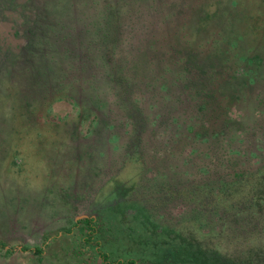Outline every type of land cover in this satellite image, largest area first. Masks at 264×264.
Here are the masks:
<instances>
[{
	"label": "rangeland",
	"instance_id": "rangeland-1",
	"mask_svg": "<svg viewBox=\"0 0 264 264\" xmlns=\"http://www.w3.org/2000/svg\"><path fill=\"white\" fill-rule=\"evenodd\" d=\"M120 19L125 44L159 47L141 55L161 63L141 74L159 109H138L142 89L131 96L95 67L97 27L117 34ZM76 28L94 49L82 74L72 52L57 58ZM195 53L240 109L231 123L208 110L225 133L207 140L171 120L196 113L190 98L176 108L156 91L165 72L182 77L165 60ZM0 242V264H264V0H0Z\"/></svg>",
	"mask_w": 264,
	"mask_h": 264
},
{
	"label": "trees",
	"instance_id": "trees-1",
	"mask_svg": "<svg viewBox=\"0 0 264 264\" xmlns=\"http://www.w3.org/2000/svg\"><path fill=\"white\" fill-rule=\"evenodd\" d=\"M113 5V4H112ZM119 11V9L116 10V12ZM133 12L127 14V19L131 20L133 18ZM111 14V13H108ZM121 15V14H120ZM119 15V16H120ZM142 13H139L138 16H141ZM125 20V19H123ZM119 25H117V31L111 34V32L108 30L109 24L101 25L100 27H97L96 32L94 33L93 40L95 41H101L103 44V48L99 50L98 58L94 60L95 67L104 72V68L107 69L108 77H110V81L113 82V87H117L120 90H123L125 92L131 91L133 96L136 94L135 89H142L139 93L135 95L134 102L138 104V109L142 108H161L159 101L157 99L148 101L146 95L144 94L145 86L152 84V81H145V76L142 78L141 74L144 71L143 67L144 64L151 65L158 63L160 66L161 63L157 59L152 57L148 58L146 60L142 59L141 55H143L145 52H157L158 46L156 44H151L148 48L144 45H136L133 44L131 41H128L126 44L124 43L127 40V36L125 34V29L123 28L124 21L119 20ZM127 24V22H125ZM157 25V29H158ZM77 30L72 35H69L68 33L65 34L64 38H61V40H65L63 44L64 50L62 53L59 51V55L57 54V58H63L67 55L68 52H72L71 55H67L69 58V61L71 63V67L74 68L75 71L78 72V74H82V72H86L90 70V67L92 68V65H88L87 61L85 59L84 52L87 48H92V45L88 47V45L84 44L82 47V43L78 42L76 38L79 39V37L82 36V32L76 28ZM114 34V35H113ZM76 37V38H74ZM132 36L131 38H133ZM58 39V38H57ZM81 40V39H79ZM111 42V43H110ZM110 44V45H109ZM30 43L27 42L25 44V47L29 46ZM75 45H77V49H79V52L73 54V51L76 50ZM129 46H132L135 48L137 53H131L126 51V48ZM109 46V48H107ZM144 48V50L140 49ZM72 49V51L70 50ZM139 50V52H138ZM56 51V50H55ZM92 51L94 52V49L92 48ZM58 52V51H57ZM203 51L201 52V55H203ZM112 56H111V55ZM200 54H183L180 58H176L175 56H171L170 60H165V63L167 64V70L171 71L174 70L171 67L172 62H175V64H180L178 74H181L180 76L172 79L170 75H167L165 72L164 78L169 81V83L165 80L161 83V85H158L156 89L157 93L161 94L163 100L167 99L169 102L176 104V108H179V104L187 101L188 98H190V101L194 103L197 111L194 114H191L189 117L181 120L180 115H172L171 120L173 123L177 124L182 130L185 129L188 132V136L194 135L195 137L202 136V138L206 139L210 135L213 136H219L222 133H225L224 128L222 127H215L217 122H211L210 119L207 117L206 112L210 109H221L225 113V121L228 123H231L234 121V119H237L240 114V109L237 104H233L231 101H227L224 103V99L219 98V84L214 85L213 89L209 86L208 78L206 75L205 70L203 69V64L199 60ZM158 58V56H157ZM241 60H245L248 65L250 66L251 63H253L256 59L246 56H241L239 58ZM55 61L51 64V67L54 68V66L57 64L56 58ZM263 59H259L261 61ZM76 67V68H75ZM244 68V67H243ZM238 69H234V75ZM200 71H203L205 74H201ZM217 73H222L221 67L217 66V69H215ZM174 72V71H171ZM253 72L252 69H246L244 72V85L245 87H252L255 83V75L250 74ZM239 74V71L238 73ZM236 76V75H235ZM211 79H217V77H211ZM187 86L189 91L187 92V89H183L182 91L176 92L173 87H182ZM188 95V97H184V95ZM160 99V98H159ZM229 100H235V97H232ZM202 114V115H201ZM156 116L153 119V123L156 124L161 118L162 114L160 112H157L155 114ZM199 115H201L199 117ZM221 116V115H220ZM197 119H201L202 123L197 126ZM171 125V124H170ZM220 125V124H219ZM212 126V127H211ZM198 127V128H197ZM206 128V129H205ZM204 129L206 131H204ZM181 133V132H180ZM117 133H114V136H116ZM204 136V137H203ZM93 221L92 217H84L78 223H88L90 226V223ZM7 245L0 242V248H6ZM15 249L12 247L7 248V252H13ZM22 251H32L35 254H43L44 248L43 247H35V248H28V247H22ZM101 256L107 260L108 254L106 252H102ZM120 264H136V261L133 259H129L127 261L119 260Z\"/></svg>",
	"mask_w": 264,
	"mask_h": 264
}]
</instances>
